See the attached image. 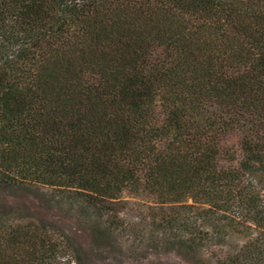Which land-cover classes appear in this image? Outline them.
Here are the masks:
<instances>
[{
  "label": "trees",
  "instance_id": "1",
  "mask_svg": "<svg viewBox=\"0 0 264 264\" xmlns=\"http://www.w3.org/2000/svg\"><path fill=\"white\" fill-rule=\"evenodd\" d=\"M3 192L89 240L0 200V264H264V0H0Z\"/></svg>",
  "mask_w": 264,
  "mask_h": 264
},
{
  "label": "rangeland",
  "instance_id": "2",
  "mask_svg": "<svg viewBox=\"0 0 264 264\" xmlns=\"http://www.w3.org/2000/svg\"><path fill=\"white\" fill-rule=\"evenodd\" d=\"M42 198L37 193L15 192L13 195L4 192L0 193V200L14 206L20 215L42 217L53 224L63 227L73 235H77L78 240H89L88 234L81 229L83 225L77 222L70 212L62 208H56L53 203L46 200L45 203ZM236 244V240L229 242L232 248ZM211 249L216 250V247ZM93 254L94 259L92 264H193L192 261L181 258L174 251H157L151 247L138 248L135 251L127 250L126 247L121 249L114 247L109 252L103 254V256L105 255L103 260L100 253L94 252Z\"/></svg>",
  "mask_w": 264,
  "mask_h": 264
}]
</instances>
